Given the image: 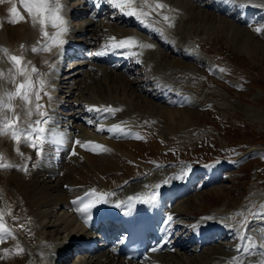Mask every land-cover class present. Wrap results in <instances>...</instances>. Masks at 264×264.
Listing matches in <instances>:
<instances>
[{"label":"bare ground","instance_id":"obj_1","mask_svg":"<svg viewBox=\"0 0 264 264\" xmlns=\"http://www.w3.org/2000/svg\"><path fill=\"white\" fill-rule=\"evenodd\" d=\"M75 1H77V6L80 9L78 14L80 16L85 15L88 18H86V23L73 21L74 14H69L70 24L75 26L78 22L79 29L76 33H79V37L75 34V38L81 41L76 46L72 43H65L63 46H66V50H63L51 40V37L55 34V27L52 26L51 21L45 27V31L48 34L46 39L41 36L39 23L33 26L32 19L21 5L20 0H0V49L7 50V52L0 50V97L5 92L13 91L14 85L21 83L25 79L23 75L17 74L18 71H25L40 94L39 103L44 106L40 111H46L47 118L50 120V125H40L46 131L44 133L45 139L41 161L35 167L33 165L37 156L36 149L23 140L19 143L16 141L22 158L21 160L13 158L14 156H11L12 153H10V132L0 135V164L13 165L12 167L1 168H14V165L21 161L22 164L25 162L29 165V178L26 180L18 178L15 170H11L7 177L0 174V224L4 225V228L0 230V264H54L56 260H60L66 255L67 250L69 252L68 258H75L76 256L79 258H73V264H142V262H144L143 264H234L233 258L235 257L240 258L241 264H260V261L264 260V255H262L264 249L260 247L264 243V239L253 238L249 233H243L240 229L237 230L235 227L223 225L225 222L214 212H206L201 215L199 220L193 223V226H196L199 222L210 221L208 229H212L214 232L210 239L211 241L225 239L224 233L226 231H233V235L235 232L238 234L243 233V240L232 246L228 244L211 245L207 247L209 248L208 250L198 249V245H196L192 249V251L197 252L196 256L193 257L194 259L188 257L189 248L195 243L199 244L198 241L194 240L188 242L185 247L170 242L163 249L156 250L155 253L151 254L150 259L139 263L126 262L120 257L114 256L112 253L114 244L111 240L106 239L97 240L96 246L86 253L85 241L91 235H99L97 231L99 227H88L90 221L86 220V217L92 212H96L98 208L93 209L90 213H81L77 209L83 204L89 201L95 202L100 193L105 194L107 202L103 204V207L108 208H116V205L122 202L134 203L141 201L143 198L152 195L158 197V202L162 201L163 198H166L165 202H169V199L174 196L175 199L169 207L168 203H166L168 208L164 211V217L167 220L171 215L173 219H178L188 209L187 202L193 197L190 192L198 187L194 179L200 173L196 169L190 171L186 165L181 168V165H179L176 168L171 167L168 163L155 161L159 149L164 145L163 137L157 132L153 135L146 132L144 127L146 126V120L142 119L137 112L136 105L142 99L139 101L134 100L136 92L133 81L135 80L130 81V77L127 76L140 73L138 70L141 68L140 65L143 61L148 63L151 70L162 71L159 65L160 62L159 60L157 61V51L160 50L152 51V53L150 52L152 50L151 47L135 46L138 49L136 53H139L142 59L137 62V66L134 69L123 64L124 58H121L119 63H114V54L105 58L106 63H103L104 65H95L86 61L89 55L85 53L89 50V47L95 46L97 50H100V46H103V44L116 42L120 37H135L139 43L152 45V40H156L158 37L155 25L151 20V18L155 19L157 17L156 12H158L154 8L156 5L154 0H132V7L146 14L142 21L123 12H113L109 17L111 24L106 23V21H94V11L86 0L83 2L82 0H60L63 5L62 10H69L72 7L70 4ZM226 1L235 3L237 0ZM238 1L245 4L244 1L246 0ZM260 1L264 2V0ZM13 3L16 4L17 11L24 17L22 22L16 24L8 22V9L12 7ZM174 4L177 7H181L179 4ZM254 5L262 7L255 12L260 11V15L264 19V3H254ZM255 8L247 6L244 9L251 13ZM148 23L151 25L149 26ZM225 24L231 29L233 28L235 33L241 32L240 36L243 39L245 38V32L239 26L234 27L232 23L227 22ZM68 25L66 22V26ZM133 27H137L146 36L143 37L131 31ZM171 29L170 26L166 27L169 36L173 33ZM61 38L65 40V37L62 36ZM170 39H173L172 36ZM41 44L49 50L32 51L34 46L40 47ZM74 49L80 50V53L77 52L75 54L76 57H74L80 61L72 63L75 67L65 72L63 74L65 76H56L51 70V65L60 62V54L65 52L64 54L68 55L74 52ZM10 55L23 57L24 68L22 70L16 69L9 61L8 57ZM82 55H85V57H82ZM62 60H66V56ZM33 68H35V72H33ZM93 69L100 71L101 74L99 75L98 72H87V70ZM143 73L141 72L142 75ZM81 75H84V77L78 78ZM13 77L15 78L14 82ZM93 79L94 82L99 81L101 86L95 92L93 87L89 88L88 86L85 88L90 98L82 99L84 103L82 102L83 106L81 108V103L79 102L81 99L78 94L80 92L84 93L83 85L86 84L87 80L91 81ZM152 80L151 78L136 80V84L152 85ZM62 88L65 90H59ZM141 89V92L147 97L149 96L152 99L161 97L153 95V92L157 91L156 88H152L151 92H148L147 88ZM49 94L51 98H49ZM178 95L183 97V94ZM149 102L147 100L144 101V103ZM12 103L15 106L14 112L0 108V119L5 115L10 118L18 114L21 121H27L29 119L26 115L28 105L24 102L25 109L24 113H22L21 104L23 101L15 98ZM99 103H111L113 113L90 110L96 109ZM30 104L33 111L31 120L35 122L41 119L35 108V93L31 97ZM155 107L161 113L158 116L164 115L169 121L174 123L176 122L175 118L178 117L177 122L184 124L188 120L189 113H191L189 111L181 113V111L170 110L160 106ZM57 109L60 112L65 110L64 113H60L62 117H66L65 119L60 117L62 122L60 126L68 129H66L62 137L53 135V132H50L51 126L54 127L53 123L56 122L55 118L59 119L58 115H56ZM142 116L146 117L145 114H142ZM109 117L111 120H104ZM105 123L108 124L104 125ZM24 126L27 127V124ZM113 127H118L122 131H104V129ZM98 129L103 130L98 131ZM76 141H79L80 144H77ZM89 141L104 146L106 150H92V145L87 148L81 146ZM72 149L75 154L72 153ZM251 149L249 148L248 151ZM47 155H51L53 160L49 161V158L46 157ZM125 162H130L132 163L131 165L137 166V175L135 177L130 178L127 175L128 172H121ZM138 167L142 168V172H139ZM215 168L218 170L219 166L210 167V174H215L217 171H213ZM165 181L168 182L165 183ZM157 185H161V187L157 189ZM153 189H155V192H153ZM93 190L97 195H87ZM12 191L21 195L18 196L23 204L17 203L14 212L12 211L13 213L11 214V212L8 213L11 206L6 205L4 198ZM185 195L188 196L186 200L175 204L179 197ZM99 198L104 199L105 197ZM129 198L132 199L130 200ZM73 201H77V203H73ZM23 206L25 207L24 209ZM27 207L30 208V212ZM29 213L30 216L27 223L32 224L31 226L35 230L33 234L26 236L23 232L28 228L25 227L22 220ZM172 220L170 223L165 224L164 228L168 229V232H173L174 236L180 239L185 235L184 232L186 233L187 231L185 229L187 225L183 222H177L178 224H176ZM8 232L23 235L20 238L25 247L23 257L16 254L18 244L13 240H8ZM260 235L262 236V234ZM249 237L257 246L250 253H244L242 250L237 251L238 247L249 243ZM159 243L160 240L156 243V246ZM4 249H8L13 255H8ZM83 253L86 254L80 255Z\"/></svg>","mask_w":264,"mask_h":264},{"label":"rangeland","instance_id":"obj_2","mask_svg":"<svg viewBox=\"0 0 264 264\" xmlns=\"http://www.w3.org/2000/svg\"><path fill=\"white\" fill-rule=\"evenodd\" d=\"M213 2L215 0L165 1L166 6L170 4L168 14L173 16L169 19H172L170 21L174 35L171 40L174 41L173 45L176 49L166 51L161 47L162 49L157 51L158 58H156L160 62L162 71L156 73L161 81L163 79L164 83L170 85L173 91L187 94V104H178L173 97H167V101L147 97L141 92V88H145L136 84V80L140 77L132 78L131 75L127 77H130V81L135 80L133 81L136 92L134 100L142 99L136 105L139 110L137 112L140 116L146 115L142 118L150 122L151 125L147 126L151 127L149 128L151 135L157 132L163 137L164 145L156 155L159 160L174 164L188 160L207 164L214 160L226 166L221 173L223 175L221 180L208 185L202 184L190 194L193 197L187 202L188 209L185 211L188 217L195 219L204 212H217L228 225L245 230L248 225L256 223L262 231L264 230L262 224L264 223V23L260 27H257V22L242 23L236 18L238 14L236 11H233L232 15L230 11H220L211 5ZM174 3L181 7H177ZM225 22L232 23L234 27L239 26L245 32V40L240 36L241 32L235 33L234 29L228 27ZM257 28L261 31L257 32ZM82 77L84 75L78 76V78ZM100 84L99 81L94 82V79L87 80L83 85L84 93L80 92L78 97L89 99L90 95H87L85 88L93 87L95 92ZM63 90L65 89L62 88ZM157 92L160 91L157 90L154 94H158ZM143 100L150 102L144 103ZM155 106L191 113L184 124L177 122L178 117L175 118L174 123L164 115L158 116L161 113ZM10 147L11 156L21 159L17 146L12 143ZM249 147H255L256 150L242 159L233 161L238 154ZM136 169V165L125 162L121 172L126 171L128 177H134L133 175L137 174ZM11 170H15L18 178L25 180L29 178V166L22 165V162L21 165L18 164L11 169L0 167V174L7 177ZM139 171L142 172L141 167ZM18 195L20 194L12 191L4 198L6 205L14 208L13 212L17 203L23 204ZM186 197L180 198L177 203L183 202ZM12 208H9L8 213H13ZM27 208L30 212V208ZM29 216L30 213L22 220L28 228L23 233H30L28 236L35 230L32 224L27 223ZM10 238L16 239V243L20 246L18 248L23 249L24 246L17 236L12 235ZM225 242L232 246L236 240L226 239ZM214 243L220 245L224 240ZM22 252L16 250L17 255ZM195 256L196 254L191 253L188 257L194 259ZM73 258L69 257L65 261L56 260L55 263L60 261L56 264H73Z\"/></svg>","mask_w":264,"mask_h":264},{"label":"snow or ice","instance_id":"obj_3","mask_svg":"<svg viewBox=\"0 0 264 264\" xmlns=\"http://www.w3.org/2000/svg\"><path fill=\"white\" fill-rule=\"evenodd\" d=\"M21 5L23 8L27 11L29 16L32 19L33 26H35L37 23H39L41 27V36L44 38H48V34L45 31V27L49 21H51L52 26L57 27L58 31L51 37L52 41L58 45L59 47H63V45L66 43V40L62 39V35L68 31V28L66 26V21L64 20L63 16L60 14L61 9L63 5L61 4L60 0H20ZM109 3L114 8H119L124 14L128 16H134L138 20H141L145 17V13L143 11H137V9L131 7L132 0H109ZM125 5H127V10L125 9ZM166 5H163L161 3L156 4V8H164ZM9 12V23H19L24 20V17L17 11L16 4L13 3L12 7L8 9ZM169 18L167 16H164V20L167 21ZM257 32H260L261 29L257 28ZM115 39V38H111ZM140 46V47H152V45H145L142 43H139L137 38L135 37H127L124 39H120L118 42H115L111 45L112 48L115 49H131L134 46ZM4 52H7L6 49H0ZM40 50L48 51V48H45L43 44H41L40 47L34 46L32 48L33 52H38ZM9 61L14 65V67L18 70H22L24 68V61L22 56H16V55H10ZM35 68H33V72H35ZM18 75H23L25 79L16 85L15 91L5 92L2 97H0V108L6 109L9 112H14V105L12 101L15 98H19L21 101L25 102V104L28 105V110L26 112V115L28 116L27 121H21L19 118V115L16 114L15 119H9L6 115L3 116L2 119H0V135L8 134L10 132L11 138L18 143L22 140L29 143V145L37 150V155H42V147L44 144V133L46 131L45 128L40 127L41 124H47L49 122L47 118V112L46 111H40L41 108L44 106L39 103L40 94L37 91L35 85L32 83L29 75L25 71H18ZM13 77V82H14ZM35 93L36 95V112L41 117V119L36 120L33 122L31 120V116L33 115L32 107L30 104L31 97ZM47 94V93H46ZM49 98L50 94H49ZM90 110H97V111H106V112H112L113 109L111 106L107 108H99V109H90ZM27 124V127L24 125ZM103 129H98V131ZM109 131L115 132V131H122V129L118 127H113L108 129ZM139 138V137H138ZM77 144H80L79 141H76ZM89 145H92V150L96 149H104V146L96 144L95 142H86L84 143L83 147L87 148ZM73 154H75L73 152ZM13 165H5L0 164V167H12ZM27 170V169H25ZM168 181H165L167 183ZM67 187V186H65ZM161 187V185H157L156 188L158 189ZM153 192H155V189H153ZM87 195H97L95 191L88 193ZM99 197H105L104 199H100ZM156 195L150 196L149 199L143 201L145 203H154L156 200ZM130 200L132 198H129ZM106 196L104 193H100L95 200V202L89 201L88 203L83 204L81 207H79L77 210L81 213H90L93 209L98 208L99 205L106 203ZM73 203H77V201H73ZM117 207L120 206L118 203L116 205ZM90 218V216H89ZM173 217L170 215L165 223H170ZM247 225V222H245ZM4 228L3 224H0V230ZM261 239H264V235H262ZM249 243L247 245L238 247L237 251H243L244 253H250L257 245L251 240V238H248ZM262 249H264V243L260 245ZM5 252H8V249H4ZM17 251H23V249L18 248ZM262 255H264V252H262ZM234 264H241L240 258L235 257L233 258ZM260 264H264V260L260 261Z\"/></svg>","mask_w":264,"mask_h":264}]
</instances>
